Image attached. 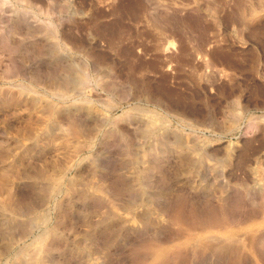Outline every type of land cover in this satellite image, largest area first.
I'll return each mask as SVG.
<instances>
[{"label":"rangeland","instance_id":"obj_1","mask_svg":"<svg viewBox=\"0 0 264 264\" xmlns=\"http://www.w3.org/2000/svg\"><path fill=\"white\" fill-rule=\"evenodd\" d=\"M0 264H264V0H0Z\"/></svg>","mask_w":264,"mask_h":264},{"label":"bare ground","instance_id":"obj_2","mask_svg":"<svg viewBox=\"0 0 264 264\" xmlns=\"http://www.w3.org/2000/svg\"><path fill=\"white\" fill-rule=\"evenodd\" d=\"M25 87V86H24ZM54 179H56V176H54ZM73 187V186H72ZM14 209V208H13ZM218 209H220V208H218ZM15 210V209H14ZM197 210V209H196ZM198 211V210H197ZM210 212L212 213V214H216V209L215 208H212L211 210H210ZM223 218V217H222ZM197 219V218H196ZM128 221V219L125 217V219H124V222H127ZM203 221V220H202ZM215 224H217V223H215ZM205 225V224H204ZM200 226V225H199ZM212 231H216V232H213L212 233ZM216 233H218V234H216ZM235 233H234V231L231 229V227L226 223L225 225H223V226H214V228H212V227H209V225L207 226V227H203L202 229H201V232H200V236H199V238H198V242L200 243V246H201V248H202V250L204 249L203 247H206L205 245H208V244H206L207 242H209L210 244H218L219 246H227V247H229L231 244H233V243H231V242H233V240H234V238H235ZM219 237L221 240H216L217 241V243H212L211 241H213V238H215V237ZM248 236V235H247ZM236 239V238H235ZM237 240V239H236ZM206 241V242H205ZM197 242V243H198ZM215 242V241H214ZM209 244V245H210ZM211 246V245H210ZM209 246V247H210ZM212 246H216V245H212ZM197 247V246H196ZM206 248H208V246L206 247ZM213 248V247H212ZM231 247H229V249H230ZM209 249V248H208ZM215 249H217V246H216V248ZM225 249V248H224ZM233 249V248H232ZM229 251V250H228ZM232 251V250H231ZM203 252V251H202ZM195 253V252H194Z\"/></svg>","mask_w":264,"mask_h":264}]
</instances>
